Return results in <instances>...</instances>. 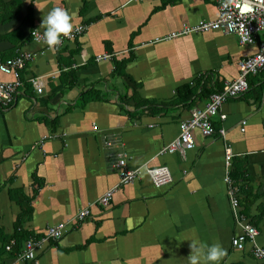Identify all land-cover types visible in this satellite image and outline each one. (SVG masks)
<instances>
[{
	"label": "crops",
	"instance_id": "crops-1",
	"mask_svg": "<svg viewBox=\"0 0 264 264\" xmlns=\"http://www.w3.org/2000/svg\"><path fill=\"white\" fill-rule=\"evenodd\" d=\"M54 7L67 10L72 29L86 26L57 50L31 35L44 32L43 16ZM217 17L213 0H0V57L31 55L19 94L0 107V264H188L193 236L223 248L210 264H260L250 245L232 247L240 230L224 176L228 170L242 187L240 214L264 249V72L212 119L224 138L195 131L184 155L161 154L208 100L200 91L178 99L179 91L202 80L221 87L258 51L220 31L156 42ZM105 54L111 58L96 61ZM33 77L43 82L41 94ZM120 159L131 171L167 167L172 183L157 188L143 172L102 207L97 201L118 183ZM89 205L91 218L34 260L17 257L25 243L6 250L15 232L42 237Z\"/></svg>",
	"mask_w": 264,
	"mask_h": 264
},
{
	"label": "built area",
	"instance_id": "built-area-1",
	"mask_svg": "<svg viewBox=\"0 0 264 264\" xmlns=\"http://www.w3.org/2000/svg\"><path fill=\"white\" fill-rule=\"evenodd\" d=\"M218 9V17L215 21H201L196 26L186 28L182 31L169 34L163 40H172L181 36H188L195 33H204L210 31H220L224 34H230L237 37L240 45L250 46L257 45L258 51L254 55L243 59L239 62V75L232 81H225L221 89L212 93L203 107L194 108L191 111V116L188 120L180 124L179 136L164 147L161 154L181 153L184 155L187 149L195 147L193 132L199 131L204 137H213L219 135L220 138L225 137V130H216L212 119L219 115L222 106L229 100L238 99L246 94L249 90L248 78L251 75H257L264 72V41L259 39L261 34H264V0H213ZM86 26L81 25L73 28L69 34L62 35L61 42L55 46H49L57 50L69 40H74L83 35ZM43 33L33 31L32 38L38 41L43 40ZM31 58L30 54L17 53L15 56L0 60V76L12 77L11 81H3L0 79V107L7 109L13 103L15 97L19 94L20 89L24 85L21 79V73L25 69L26 63ZM111 58V55L98 56L96 61ZM31 87L36 93L43 92V82L39 77H33L28 80ZM224 118V117H221ZM233 155L228 149L225 155L226 165L229 163ZM118 183L111 187L100 199L98 205L107 207L113 198L114 193L125 185H130L139 179L142 173H146L152 182L157 187H165L172 183V176L167 167L158 168H137L128 170L126 168V160L120 159L118 162ZM224 183L227 189V198L231 207L233 218L239 227L240 233L232 239V247L236 250L243 251L247 245H250L251 253L260 264H264V249L260 247L256 241L259 232L256 227L246 222L240 214V188L226 170ZM90 205L80 210L74 221L67 224L48 227L44 236L26 240L25 250L18 253V258L22 260L32 261L36 258L38 251H43L49 243H56L70 231V227H77L80 223L91 218ZM74 225V226H73ZM15 245L11 241L6 250L11 251Z\"/></svg>",
	"mask_w": 264,
	"mask_h": 264
},
{
	"label": "clouds",
	"instance_id": "clouds-1",
	"mask_svg": "<svg viewBox=\"0 0 264 264\" xmlns=\"http://www.w3.org/2000/svg\"><path fill=\"white\" fill-rule=\"evenodd\" d=\"M41 26L44 27L42 34L44 43L49 46L58 45L62 35L69 34L73 27L67 10L59 7L50 9L47 15L43 16ZM187 240L190 241L191 249L187 258L188 264H210V262L219 261L224 255V250L219 243L207 245L195 236Z\"/></svg>",
	"mask_w": 264,
	"mask_h": 264
},
{
	"label": "trees",
	"instance_id": "trees-1",
	"mask_svg": "<svg viewBox=\"0 0 264 264\" xmlns=\"http://www.w3.org/2000/svg\"><path fill=\"white\" fill-rule=\"evenodd\" d=\"M5 59H7V58H5ZM0 60H4V58L0 57ZM116 68H117V71H118V70H120L121 66L119 64H117ZM251 76H254V75H251ZM251 76H249V77H251ZM248 80H249V78H248ZM207 83H208L207 81L203 82V80H202V82L197 83V85H196L197 89L196 90H195V87L194 88H190L189 86L183 88L181 91H179L178 99L184 98V97H190V96L194 97V96H196L197 91H200V95H201L202 98H206L207 99V98H209V96L212 93L219 91L221 89V87H222V86L221 87L219 86V87H212L211 88L210 85L207 84ZM86 101L87 100L85 99L84 102H86ZM232 175H233V177H235L233 173H232ZM236 185H238V184L236 183ZM239 188H240V193H241L242 192L241 191L242 187L239 186ZM29 236L30 235H28L25 232H20V231L15 232V234L12 237L13 241H15L14 249H16L18 251L20 246L22 245V243H24L26 240L31 238ZM2 256H3V253L0 254V257H2Z\"/></svg>",
	"mask_w": 264,
	"mask_h": 264
},
{
	"label": "bare ground",
	"instance_id": "bare-ground-1",
	"mask_svg": "<svg viewBox=\"0 0 264 264\" xmlns=\"http://www.w3.org/2000/svg\"><path fill=\"white\" fill-rule=\"evenodd\" d=\"M15 242V241H14Z\"/></svg>",
	"mask_w": 264,
	"mask_h": 264
}]
</instances>
